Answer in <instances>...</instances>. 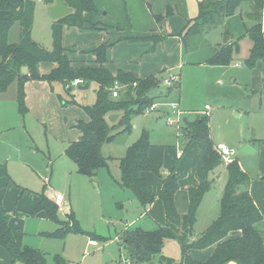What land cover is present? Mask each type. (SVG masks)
I'll list each match as a JSON object with an SVG mask.
<instances>
[{
  "label": "rangeland",
  "instance_id": "1",
  "mask_svg": "<svg viewBox=\"0 0 264 264\" xmlns=\"http://www.w3.org/2000/svg\"><path fill=\"white\" fill-rule=\"evenodd\" d=\"M251 6V3L244 2L240 5V16L234 14L226 18L227 27L234 33L231 31L228 33L225 28L222 35V29L215 28L190 38L186 48L180 44V47L172 51L167 50L166 43L154 57L146 60L147 63L144 62V70L147 71H154L157 67L167 68L164 70L165 73L160 71L157 74L158 87L153 89L151 94L166 100H179L181 108L187 112L184 116L190 122L186 121L181 125L180 121L179 128L168 125L162 110L149 115L140 113L133 117L134 127H131L129 132L117 134L112 141L103 143L102 154L106 157L111 156V159L108 167L101 168L93 177V181L76 172L75 165L64 149L77 133L76 129L71 128V124L81 118L79 116L83 113L81 106L92 105L95 101L94 87L87 90H76L72 87V90L75 89L74 98L79 106H62L59 95H64V87L62 83L56 82L49 88L54 99L36 101L40 93L32 95L35 105L25 114L19 112L14 99L16 82L10 84L5 92L0 93V197L3 196L6 208H13L17 200V206L21 210L19 228L20 230L23 228L28 235L23 240L27 245L23 246L48 252L49 264L53 263L54 254L69 263L134 264L127 263L124 254L121 253L120 256L121 234L125 231L135 232L139 228L147 231L156 228L148 226L146 218H139L141 209L130 191L116 185L115 180L120 176L118 159L125 155L127 147L140 133L146 131L149 142L159 144L157 148L163 162L172 161L176 164L178 160L174 153L179 144L185 143L186 133L194 127V122L191 121L197 117L207 118L214 145L223 143L234 149V157L249 174L254 194L264 211L262 183L264 179L260 176L262 173L264 177V69L256 67L250 70L245 63L252 46L250 38L258 33L254 26L256 21L253 19ZM52 21L45 0H34L31 39L46 50L53 49ZM173 25L170 32H178L176 29L179 27L178 22ZM18 36L19 26L15 24L10 30L9 40L16 42ZM156 37L162 38L161 35ZM92 38V35L77 37L65 34L61 44L63 47L86 48L85 45ZM216 42L219 43L212 45ZM235 45H239V52L233 55V58L240 61L241 66L231 64L228 67H220L208 64L210 54L212 59H223L226 56L223 53L224 48L234 49ZM181 61L193 63L178 67ZM160 73H163V76ZM170 73L179 74L181 78L179 87H167L162 83L163 78ZM45 95L47 92L42 88L41 97L44 99ZM120 98L128 97L122 92ZM136 98L137 95H134L133 100ZM131 103L132 100L129 101V105ZM206 104L210 106L209 110L204 109ZM201 111L204 114L199 115ZM121 115V110L109 111L106 114L108 125L117 124ZM118 131V127H114L111 133ZM248 137L260 138L263 143L252 156L238 151L240 139ZM178 165L180 166V162ZM226 166L227 164L220 161L218 167ZM219 184L220 182L212 183L202 198L196 216L197 222L193 228L194 235L206 229L211 219L214 220L218 215ZM21 189L24 192L18 198ZM55 192H60L65 197L58 204L59 218L63 226L78 223L80 228L91 236L68 232L63 241L51 239L49 234L54 231L53 221L45 216H32L29 213L36 205L37 193L50 195L49 198L54 201ZM67 208L73 211L76 220L68 217L69 213H65L68 211ZM261 228L264 231V221ZM100 237L105 239L101 240ZM262 238L264 239V232ZM91 241H96L97 244L92 246ZM162 254L180 261L179 243L175 239L166 240ZM156 262L155 259L139 264Z\"/></svg>",
  "mask_w": 264,
  "mask_h": 264
},
{
  "label": "trees",
  "instance_id": "2",
  "mask_svg": "<svg viewBox=\"0 0 264 264\" xmlns=\"http://www.w3.org/2000/svg\"><path fill=\"white\" fill-rule=\"evenodd\" d=\"M55 0H45L47 5H52ZM71 8V13L53 20L51 23L52 50L43 49L31 39V26L33 21L34 0H0V93L5 92L10 84L16 82V102L20 113L25 114L27 108L24 103V83L27 80H43L48 84L60 82L64 86V95H59L62 106L76 105L77 101L71 94V83L75 79L87 82L95 86V101L92 105L81 106L87 120H77L74 125L80 135L77 140L70 142L65 153L75 165L77 173L90 179L101 168L108 167L111 156L102 154L103 143L112 141L117 134L129 132L133 117L142 113L143 109L156 101L151 92L158 87L155 76L138 77L135 73L117 71L112 74L105 66L106 52L110 44L102 43L87 51L94 57L93 65H72L69 54L74 51L72 47L65 48L61 44L62 28L75 26L80 31L103 30L97 24L90 23L83 17L84 13L97 14L94 0H63ZM251 3L253 19L257 34L250 38L252 46L245 63L249 68L261 61L264 66V36L261 32L262 11L264 0H201L198 2L197 16L187 23L182 39L188 41L199 34L204 26L216 27L225 18L235 14L237 8L244 3ZM161 15L155 16L159 21ZM18 24L19 36L16 42L9 40L11 28ZM138 41L136 38H128ZM226 40V35L224 36ZM239 49L225 47L223 59L210 58V64L226 66L233 60V55ZM40 63L54 64L46 73L38 71ZM27 68L26 74L21 73V67ZM122 85V90L117 97H112L111 89L114 82ZM135 83V85H132ZM128 98H120L121 93ZM137 95L136 100H133ZM118 99V100H115ZM129 99V100H128ZM132 103L129 105V101ZM111 110H121L122 115L117 124L109 126L106 114ZM114 127L118 132L111 133ZM187 144L197 141L205 146L202 158V169L205 174L214 170L220 164V156L216 153L214 145L209 137V125L206 117L198 118L194 127L186 133ZM250 143H258L259 140L250 139ZM148 133L142 131L139 137L130 144L125 155L118 159L120 176L115 180L121 189H127L136 198L139 207L145 210L154 200V196L147 188L143 173L150 172L161 178L159 198L163 203L165 225L158 226L152 231L139 228L135 232H123L121 234V253L129 263L139 264L152 262L156 264H264V245L256 224L262 219L258 206L249 194L248 187L251 181L249 175L243 171L237 160L227 164L226 182L220 196V208L216 218L209 226L198 235L193 234L196 223V214L204 194L211 188V181L200 182L195 187L188 188L187 212L180 216L174 202V195L178 189V169L172 167L166 177H163L161 167L150 158ZM39 200L31 211V215L44 212L48 219L53 221L56 229L50 233L54 238L62 239L68 232L87 234L80 226H63L59 218V209L55 201L44 193H38ZM13 214H19L16 210L9 212L0 198V246L8 253L11 264L21 262L23 264H48L46 254L36 248L20 245L14 237L9 225V219ZM72 216V217H71ZM68 217L73 218V212ZM239 231L235 238L225 239L228 233ZM99 239L104 240V237ZM168 239H175L180 245L181 258L175 261L162 254L164 243ZM215 245L214 250L205 261H197L188 255L189 249H204ZM53 264H67L59 255H54Z\"/></svg>",
  "mask_w": 264,
  "mask_h": 264
},
{
  "label": "crops",
  "instance_id": "3",
  "mask_svg": "<svg viewBox=\"0 0 264 264\" xmlns=\"http://www.w3.org/2000/svg\"><path fill=\"white\" fill-rule=\"evenodd\" d=\"M199 1L201 0H94V6H95V9L97 10V14L89 15L87 13H84L83 17L86 20H88L90 23L97 24V26H100L105 29L96 30V31H90V30L80 31L75 26H66V25H64L62 28V38L63 39L65 37V34L66 35L73 34L77 37H80L83 35L93 36L91 41L85 45L86 48L83 47V48L78 49L75 46L65 47V48L72 47L74 49V51L69 54V57L72 60V65L74 66L93 65L94 57L90 55L89 53H87V51L97 47L98 45L102 43H107V44H110V46L106 52L105 66L110 70V72L113 75L116 74L117 71L121 70V71L135 73L140 78H144L150 75L159 77L157 76V74H159L160 71H163V73H165L164 70L167 68L157 67L154 71H147V70H144V62L147 63L148 61L146 62V60H149L150 58L154 57V55L157 54L158 50L160 48H163L164 44L166 43H167L168 51H172L174 48L180 47V44L184 46L185 48L188 46L189 40L188 41L183 40L182 36L186 28L188 27L187 23L189 21H192L198 14V2ZM46 6L48 10L49 5L46 4ZM239 11H240V6L236 11L235 16L236 15L240 16ZM157 15L162 16V18L159 21L155 20V16ZM225 20L226 18L216 27L208 28V26H204L202 31L199 34L211 31L215 28H221L222 35H223V31L225 28L228 30V33H229V31L231 30L227 27ZM175 22H178L179 24V27L176 28L178 32L176 33H174V31L170 32L171 27L174 26L173 23ZM179 22L181 23V25ZM241 24L243 26V21ZM261 32L263 33V36H264V10L262 11ZM155 35L156 36L161 35L162 38L161 39L157 38ZM133 37L139 40L132 41L128 39V38H133ZM72 39H75V38H72ZM217 43L219 42H216L212 45H215ZM211 46H209V53H210ZM238 52H239V49L237 52H235L234 55H237ZM211 57L212 56L210 54L209 59ZM235 60L236 59L233 58L232 62L226 66H221V65H216V66L228 67L231 64L235 66L242 65L240 61L238 60L235 61ZM192 63L193 62L190 63L188 61L184 63L183 61H181L178 67H182L181 65L183 64L188 65ZM208 64L212 66L214 65V64H210V60ZM53 65L54 64L40 63L38 65V71L40 73H46L53 67ZM256 67H259L260 69L262 67L264 69V66L262 65L261 61H257L255 63V66L250 68V70ZM163 73H160V75L163 76L162 75ZM171 74H176L178 76V81L174 85L175 87H179L181 85V82H180L181 78L179 74L177 73H171ZM53 84L50 85L46 81H43V80H27L24 83V93H25L24 103H25V106L27 105L28 107L26 113H28V111L31 108H33V106L35 105V103H33L32 98H31L32 95L34 94L38 95V93H40L38 98H36V101H39V100L46 101L48 99H54L53 95L50 92L51 90L49 89L50 87H52ZM88 85H89L88 89L90 87L95 88L93 84L90 85L88 83ZM42 88L47 92V95L44 96V99L43 97H41ZM73 88L78 90L76 87H73ZM75 89H73L71 92L73 97H75L74 96ZM14 99L16 101V96H14ZM156 100L159 101V100H166V99L158 96ZM171 101L177 102L180 110L182 111L180 115L181 125L184 124L186 121L190 122V120H187L186 117L184 116L187 112L181 108L179 100H171ZM76 105L79 106L78 104ZM70 106L73 107L75 105H70ZM82 112L83 113L79 115L81 118L76 119V120L85 121L88 119L85 112L84 111ZM198 114L202 115L204 114V112L201 111ZM196 120L191 121V122H195ZM133 121H134V118L132 119L131 124H133ZM76 122L71 124V128L76 129L74 128V125ZM133 127L134 125H132V128ZM76 131L77 133L74 138L72 137V141L77 140L80 135L77 129ZM209 137L211 139L210 130H209ZM250 139H256V140H259L260 142L253 144V143H250L249 141ZM185 143L182 145L179 144L178 149L174 153L175 158L178 160L176 164H173L172 161H170V163H167L165 161L163 162L162 158L160 157V152L158 150L159 148H157L159 144L151 143L152 147L149 149V156L152 160H154L161 167L163 177H166L169 174L172 167H176L178 169V177H177L178 189L174 195V202H175V207L177 209V212L180 216H183L187 212L188 188L195 187L200 182L206 181L210 177V180L208 181H211V186H212V183L220 182L219 189H218V196L220 197L224 184L226 182V170L224 167H221V168L216 167L214 170L210 171L208 174L204 173L202 169V158L205 153V146L203 144L197 141H193L187 144L186 147H184ZM245 143L249 144L253 148L254 150L253 155H255L258 152L260 146H262L261 144H263L261 142V139L257 137H248V138L240 139V142H239L240 146ZM236 160L238 162V159ZM179 162H180V166L178 165ZM239 166L243 171H245L240 164ZM260 176L262 179H264L262 173L260 174ZM143 177L146 181L148 190L154 196V200L145 210H142L141 208H139L141 209V211L139 212L138 216L139 218H146L147 219L146 223L148 224V226L151 225L154 228H157L158 226H164L165 225L164 208H163V203L158 196L159 191L161 189V185H162L161 178L155 176L154 174L150 172L143 173ZM88 179L90 181H93L90 178ZM262 183H264V181H262ZM21 190L22 191L19 193L18 198L24 192L23 189ZM248 191L251 197L253 198L254 203L258 206L262 214V219L256 224V228L260 234L262 243L264 245V239L262 238V234L264 231L261 228L262 222L264 221V211L261 208L259 199H257L256 195L254 194L252 181H250ZM0 198L3 202V196H1ZM35 198H36V205H37L38 200H39L38 193L35 195ZM34 207L31 210H29V213H31ZM199 208H200V205L198 207V210ZM6 209L9 212H13L15 210L19 212V214L12 213V216L9 219V225L11 226L13 230L15 240L22 246L27 245L25 241L23 240L24 238H27L28 235L26 234L23 228H21V230L19 228V223H20L19 216L21 214V210L17 206V200L13 208H6ZM67 210L68 211H66L65 213L73 212L70 208H67ZM198 210H197V213H198ZM32 216H45L47 218L44 212H40ZM212 221L213 219H211L210 223ZM196 222H197V218H196ZM55 229H56V225L54 224V230ZM239 235H240L239 231H232L227 234L225 239L235 238V237H238ZM42 236H44V234H42ZM51 239L59 240V241L64 240V238L58 239L52 236H51ZM214 248H215V245H211L204 249H189L188 255L194 260L203 262L207 260V258L212 253ZM119 249H120V256H121V247H119ZM43 252L46 254V257L48 258L49 253L46 251H43ZM54 255H52V257ZM6 262L11 263V259L8 253L4 250V248L0 246V264H6ZM47 262H48V259H47ZM66 262L69 263L68 261ZM227 264H235V263L231 261Z\"/></svg>",
  "mask_w": 264,
  "mask_h": 264
},
{
  "label": "built area",
  "instance_id": "4",
  "mask_svg": "<svg viewBox=\"0 0 264 264\" xmlns=\"http://www.w3.org/2000/svg\"><path fill=\"white\" fill-rule=\"evenodd\" d=\"M178 81V76L175 74H169L168 76L164 77L162 80V83H164L167 87L173 86ZM79 84H83V82L79 79H75L72 81L71 86L76 87ZM132 85H135L133 83ZM122 90V85L119 84L117 81L114 82L112 89H111V95L112 97H117L120 94V91ZM205 110H209L210 106L205 105ZM162 110L165 113L166 121L169 125H175L177 128L180 127V115L182 111L180 110L178 103L171 100H156L152 102L150 105L145 107L142 111L143 115H149L154 111ZM214 149L216 153L220 156L221 162L223 164H229L234 160L235 151L233 148L228 147L227 145L220 143L214 145ZM54 201L58 205L60 202L64 200V195L60 192H55L53 194ZM91 245H96V241H91ZM127 263L129 261L127 259H124ZM70 264H78V262H71Z\"/></svg>",
  "mask_w": 264,
  "mask_h": 264
},
{
  "label": "water",
  "instance_id": "5",
  "mask_svg": "<svg viewBox=\"0 0 264 264\" xmlns=\"http://www.w3.org/2000/svg\"><path fill=\"white\" fill-rule=\"evenodd\" d=\"M71 11H72L71 8L68 7L63 2V0H55L54 3L48 7V14L52 20H57L59 18H62L67 14L71 13ZM26 72H27V68L25 66L21 67V73L26 74ZM88 87L89 85L87 82L76 86L78 90H87ZM172 87H175V85H173ZM238 151L246 155L254 154L253 148L247 143L239 146Z\"/></svg>",
  "mask_w": 264,
  "mask_h": 264
}]
</instances>
